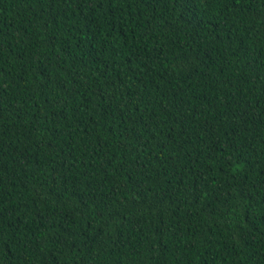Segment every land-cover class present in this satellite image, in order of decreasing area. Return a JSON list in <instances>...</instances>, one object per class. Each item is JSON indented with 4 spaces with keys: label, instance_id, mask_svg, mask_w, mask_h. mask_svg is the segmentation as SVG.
<instances>
[{
    "label": "trees",
    "instance_id": "1",
    "mask_svg": "<svg viewBox=\"0 0 264 264\" xmlns=\"http://www.w3.org/2000/svg\"><path fill=\"white\" fill-rule=\"evenodd\" d=\"M0 264H264V0H0Z\"/></svg>",
    "mask_w": 264,
    "mask_h": 264
}]
</instances>
